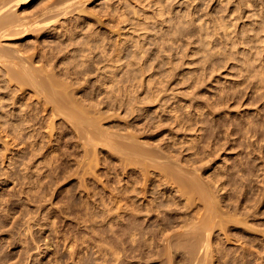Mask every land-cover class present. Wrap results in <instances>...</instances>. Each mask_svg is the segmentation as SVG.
Segmentation results:
<instances>
[{
  "label": "rangeland",
  "instance_id": "374dc122",
  "mask_svg": "<svg viewBox=\"0 0 264 264\" xmlns=\"http://www.w3.org/2000/svg\"><path fill=\"white\" fill-rule=\"evenodd\" d=\"M70 2L13 8L2 44L62 90L0 61V264H264V0Z\"/></svg>",
  "mask_w": 264,
  "mask_h": 264
},
{
  "label": "bare ground",
  "instance_id": "6f19581e",
  "mask_svg": "<svg viewBox=\"0 0 264 264\" xmlns=\"http://www.w3.org/2000/svg\"><path fill=\"white\" fill-rule=\"evenodd\" d=\"M31 1H32V0H0V61L3 60V61H4L3 63H6L5 61H7V64L10 62L9 64L12 63V64H11V67L14 65V66H13V69L16 68V69H14L13 72H8V70H9V66H8V65H9V64L6 65V66H4L5 68H8L7 71H6V69H5V71H6V73L8 72L9 75H10V76L8 75V76L10 77L9 80H11L12 82L16 81L17 85H18V83H20V84L18 85V87H19L20 85H22V87H20V89L23 88L24 91H25L26 89H25V86L23 87V85H27V86H28V85H29V86L31 85L30 87H31L32 89H33V87H34L35 89L37 88V91H34V89H33V91H34V92H37L38 95H42L43 98L45 97V98H46V99H45V100H46L45 102L48 103L49 100H51V99H54V100L56 101V99H55V97H54L55 92H53V90L55 91L56 88H55V89L52 88L53 90L51 91V90H50L51 87H49V86L46 84V81H48V80H46V81L44 80L45 78H46V79H52V78H50L51 76H49V77L46 76V77H45V74L43 73L44 71H47V72H48L49 69H48L47 67L50 66L51 64H49V62H48L47 60H44L43 58H41V60H44L45 62H46V61L48 62V66H47V64H45V62H44V64H45L47 67H46V66L43 67V68H41V67L39 68V67H35V66L33 67V65H32V64L30 65L29 61L27 60L28 57L26 58L25 56H24V57L19 56L20 53H21V51H22L20 48H19V49H18V48H16V49H12V47L9 48V47H7V46H2L3 41L12 40V38H13L14 36L26 32L25 29H26L27 26H28V27H29V26L32 27V25H31L32 22H31L30 20H28V18H29L28 16H30V14L27 15V13H25V15H23V14L20 13L19 11H16V10L13 11V8L16 7L17 10H18V8H22L23 6L29 4ZM70 3H71V2H70V0H69V3H68L67 5H69ZM72 4H73V3H72ZM72 4H70V5H72ZM70 5H69V6H70ZM50 11H51V10H50ZM29 19H30V18H29ZM33 20H34V19H33ZM34 22H35V21H34ZM36 22H37V25H38V26H39L38 23H40V24L43 23V22H39V21H36ZM47 22H48V20H47ZM47 22H45V23L47 24ZM29 24H30V25H29ZM35 24H36V23H35ZM34 26H35V25H34ZM28 27H27V28H28ZM17 54H19V55L17 56ZM37 56H38V55H37ZM44 56H45V55H44ZM41 57H42V56H41ZM45 57H46V56H45ZM45 57H44V58H45ZM47 58H48V57H46V59H47ZM49 61H50V58H49ZM47 62H46V63H47ZM3 65H4V64H3ZM51 66H52V65H51ZM51 66H50V68H51L50 70L53 71L54 69H52V68H55V67H51ZM53 66H54V65H53ZM11 67H10V68H11ZM56 67H57V66H56ZM44 68H45V69H44ZM13 69H10V70L12 71ZM46 69H48V70H46ZM2 70H3V69H2ZM10 70H9V71H10ZM55 70H56V69H55ZM62 70H63V69H62ZM3 71H4V70H3ZM5 71L2 72V74H4ZM57 71H58V70H57ZM64 71H65V70H63V72H64ZM63 72H58V73H61V74H62ZM73 72H75V71H73ZM45 73H46V72H45ZM58 73H56V74H58ZM41 74H42V75H41ZM43 74H44V79H43ZM0 75H1V73H0ZM4 75L7 76V74H4ZM46 75H49V74H46ZM59 75H60V74H58V76H59ZM6 76L1 75V77H2L1 79H3L4 82H6L7 79L5 80V78H3V77H6ZM8 76H7V77H8ZM60 76H62V75H60ZM60 76H59V77H60ZM1 79H0V85L3 86V87H2V90H7L8 86H9V85L7 86L8 83H6V84H5V83H2V80H1ZM9 80H7V81H9ZM43 80L45 81V84H44V81H43ZM41 81H43V83H42ZM50 81H53V83H54V80H53V79L50 80ZM50 81H48L49 84H50ZM56 81H57V80H56ZM9 83H10V81H9ZM54 84H56V83H54ZM54 84L51 83L52 87H57V86H59L58 83H57V85H54ZM5 85H6V86H5ZM10 85H11V84H10ZM17 85H16V86H17ZM46 85H47L48 87H47ZM1 86H0V87H1ZM6 87H7V88H6ZM59 87H61V84H60ZM66 87H67V86H64V89H66V91H67L68 88H66ZM4 88H5V89H4ZM49 88H50V89H49ZM20 89H19V90H20ZM64 89H63V91H64ZM59 90H60V89H59ZM59 90L56 89V92H57V91L60 92L62 89H61L60 91H59ZM0 91H1V88H0ZM17 91H18V88H17ZM21 91H22V90H21ZM3 92H4V91H3ZM3 92H2V93H3ZM5 93H6V92H4V95H5ZM62 93L64 94L65 91L62 92ZM62 93H61V94H62ZM66 93H67V92H66ZM6 94H7V93H6ZM20 94H21V93H20ZM35 94H36V93H35ZM36 95H37V94H36ZM57 95L59 96L60 93H58V94L56 93L55 96H57ZM7 96H8V95H7ZM17 96H18V95H17ZM19 96H20V95H19ZM19 96H18V97H19ZM3 97H4V96H3ZM5 97H6V95H5ZM8 97H9V96H8ZM22 97H23V95H22ZM40 97H41V96H40ZM20 98H21V97H20ZM20 98H18V99H20ZM23 98H24V97H23ZM2 99L5 100L6 98H5V99L2 98ZM24 99H25V98H24ZM10 100H11V98H10ZM13 100H14V101H13ZM13 100H11V102L13 101V102H12V103H13L12 105L15 107V106H16L15 104H17V103L19 102V100H17V97H16V100H17V101H16L15 99H13ZM47 100H48V102H47ZM54 100H53V101L51 100L52 102L50 101L49 103H53V102H55ZM5 101H6V100H5ZM0 102H1V101H0ZM21 102H22V101H21ZM56 103H57V101H56ZM4 104L7 105V103H4ZM4 104H3V105H4ZM23 104H24V103H23ZM25 104L27 105V103H25ZM20 105H21V103H20ZM55 106H57V105H54V107H55ZM57 108H58V109L61 108L60 104H59V106H57ZM197 114H198V113H197ZM22 118H23V117H22ZM176 118H178V117H176ZM179 118H180V117H179ZM180 119H181V118H180ZM23 120H24V119H23ZM181 120H184V119H181ZM181 120H180V123L183 122V121H181ZM18 121H19V119H18ZM25 121H26V122H25ZM25 121H24V122L27 123V120H25ZM176 121H177V120H176ZM176 121H175V122H176ZM178 121H179V119H178ZM24 122H23V124H24ZM19 123H21V122H19ZM176 123H177V122H176ZM23 124H22V125H23ZM177 124H178V123H177ZM26 125H28V124H26ZM182 125H183V124H182ZM180 126H181V124H180ZM180 126H179V127H180ZM180 128H182V127H180ZM139 151H140V152H139ZM136 152H137V153L139 152L140 154L143 153V151H141V150H137ZM144 153H145V152H144ZM144 155L146 156L147 153H145ZM144 155L142 154L143 157H144ZM150 156H152L153 159H155L154 157H156V156H157L158 158L160 157V156H158L157 154L154 155V156H153V155H147L146 157H148V159H150ZM152 157H151V158H152ZM167 157H169V156H167ZM170 157H171V156H170ZM171 158H174V157H171ZM171 158H169V160H170ZM144 159H146V158H144ZM153 159H152V160H153ZM175 159H176V158H175ZM175 159H174V160H175ZM152 160L150 159V161H152ZM154 162H156V164H157V161H156V160H154ZM174 163H175V162H174ZM174 163H173V161H172V165H173ZM158 164H159V165H158ZM158 164H157V165L160 166V165L163 164V163H161V164L158 163ZM177 164L180 165L179 163H177ZM177 164H176V165H177ZM172 165H171V166H172ZM174 165H175V164H174ZM174 165H173V167H174ZM178 165H177V166H178ZM162 166H164V167H163V168L161 167L162 169H160V170H161V172H162V170H163V171H164V174H163V173H162V174L165 175V169L168 168V165L166 166L165 164H163ZM165 166H166V167H165ZM171 166H170V167H171ZM177 166H176V167H177ZM173 167H172V168H173ZM179 167H180V166H178L177 168H179ZM164 168H165V169H164ZM166 170H167V169H166ZM169 170H170V169H169ZM169 170H168V172H169ZM180 171H181V170H180ZM170 172H171V170H170ZM170 172H169V173H170ZM178 172H179V171H178ZM169 173H166V175L169 177L168 180L171 178L169 181H172V177H173V178H175L174 181H175V183H176V180H177L176 177L178 178V174H175L176 172L174 173L173 171L170 173V175H169ZM179 173H180V172H179ZM160 174H161V173H160ZM160 174H159V175H160ZM171 174H173L174 176H175V175H177V176H176V177H174V176L171 177ZM179 175H180V174H179ZM167 176H166V178H165V176H164V178L167 179ZM181 176H182V175H181ZM181 176H180V178H178V179L181 180L180 182L184 183V182H185V177H184V176L182 177V178L184 179V180H183V179L181 178ZM147 179H148V178H147ZM147 179H146V180H147ZM160 179H161V178H160ZM165 179H163V177H162V180H163V181H164ZM146 180H145L144 182H147V181H148V180H147V181H146ZM152 180H153V179H152ZM168 180H167V181H168ZM194 180H196V178H195V179L193 178V180H192V179H189V181H191V183H189V181H188V179H187L186 184L189 183L190 186H191V184H192V182H193ZM153 181H154V180H153ZM158 181H159V179H158ZM163 181H160V183L162 182V183L160 184V186H162ZM169 181H168V182H169ZM183 181H184V182H183ZM197 181H199V180L197 179ZM172 182H173V181H172ZM178 182H179V180L177 181V183H178ZM180 182H179V183H180ZM194 182H195V183H194ZM194 182H193L192 185H195V186H196V183H197V182H196V181H194ZM182 183H181V184H182ZM199 183H200V182H199ZM199 183H198V184H199ZM210 183H211V182H210ZM150 184H151V183H150ZM165 184H167V183H165ZM165 184H164V185H165ZM184 184H185V183H184ZM184 184H182V185L179 184V185H180V187H181V186L183 187ZM186 184H185V185H186ZM189 184L186 185V186L188 187ZM201 184H202V183H200L199 185H201ZM210 185H211V184H210ZM149 186H150V185H149ZM186 186H184V188H185ZM190 186H189V187H190ZM197 186H198V185H197ZM201 186H202V185H201ZM201 186H200V187H201ZM182 187H181V188H182ZM191 187H192V188H191ZM191 187H190V189H192V190L194 189V190H195V187H194V186H191ZM200 187H199V188L196 187V188H197V189H201ZM144 188H145V187H144ZM202 188H203V189L199 190L200 192H204V191L206 190L205 186H202ZM149 189H150V188H149ZM165 189H166V188H165ZM141 190H142V189H141ZM167 190H168V189H167ZM169 190H170V189H169ZM169 190H168V192H169ZM143 191H144V189H143ZM196 191H197V190H196ZM170 192H171V191H170ZM136 193H137V192H136ZM167 194H168V193H167ZM169 196H170V195H169ZM174 196H175V194H174ZM207 196H208V198H209V195H207ZM210 200H211V198H210ZM150 202H151L152 204L155 203V206L159 204V203L156 204L155 201H154V202H153V201H150ZM160 202H161V201H160ZM148 203H149V202H148ZM147 205H150V204H147ZM160 205H161V204H160ZM160 205H159V206H160ZM162 205H163V203H162ZM151 206H152L153 208L155 207L154 205H151ZM151 206H150V207H151ZM150 207H148V208H150ZM156 207L159 209L158 206H156ZM162 207H163V206H162ZM162 207H161V208H162ZM148 208H147V209H148ZM158 209H156V210H158ZM149 211H150V210H149ZM151 211L153 212V211H155V209H154V210L152 209ZM151 211H150V212H151ZM150 212H149V213H150ZM155 212H156V211H155ZM157 212H161V210H160V211L158 210ZM162 213H163V212H162ZM149 215H150V214H149ZM156 215H158V214H156ZM161 215L163 216V214H161ZM151 217H152V216H150V218H151ZM155 217H157V216H155ZM150 218H149V219H150ZM160 218H161V216H160ZM152 219H153V217H152ZM162 219H163V217H162ZM164 219H165V218H164ZM125 220H126V217H125ZM153 220H154V219H153ZM155 220H156V218H155ZM155 220H154V221H155ZM157 220H159V217H157ZM165 220H166V219H165ZM165 220H163V221L161 220V221H162L161 223H164ZM146 221H147V220H146ZM158 222H159V221H157V222L155 221V223H158ZM149 223H152V224H153L154 222H152V220H151ZM155 223H154V224H155ZM164 224L166 225V223H164ZM125 226H126V225H125ZM138 226H139V225H138ZM184 226H185V225H184ZM186 226H187V225H186ZM192 226H194V225H192ZM192 226H191V228H192V229L195 228V231L198 232V229H199L200 226H199V227L197 226V227H198L197 230H196V225H195L194 228H193ZM133 227H134V226H133ZM181 227H183V226H181ZM204 227H205V228L207 227L206 229L203 228V232H204V234L206 233L205 230L207 231L208 234H211V232H210V233L208 232V231H211V228H208V225H206V226H204ZM209 227H210V225H209ZM139 228H140V231H141V228H143V227L140 226ZM139 228H137V230H136V227H135L134 229H135L136 231H139ZM191 228L189 227L190 230H191ZM122 229H123V227H122ZM134 229L132 228V230H134ZM144 229H145V228H144ZM189 229H188V230H189ZM124 230H125V229H124ZM135 230L133 231L134 233H136ZM178 230H179V229H178ZM142 231L145 232V230H143V229H142ZM142 231H141V232H142ZM153 231H154V230H153ZM153 231H151L150 234H151ZM156 231H157V230H156ZM156 231H154V232L157 233ZM192 231H193V233H195L194 230H192ZM192 231H190V232H192ZM121 232H122V230H121ZM144 232H143V233H144ZM158 232H159V230H158ZM180 232H181V231H180ZM180 232H179V233H180ZM190 232H188V234H189L188 236H189V237H191L192 235H194V234H190ZM197 232H196V233H197ZM124 233H125V232H124ZM138 233H140V232H138ZM138 233H137V234H138ZM155 233H152V234L155 235ZM159 233H161V231H160ZM185 233H187V232H184V234H185ZM196 233H195V235L198 236V233H197V234H196ZM131 234H133V233H130V235H131ZM140 234H142V233H140ZM144 234L146 235L147 233L145 232ZM161 234H165V235H166V233H164V231H163V233H161ZM184 234H183V235H184ZM202 234H203V233H202ZM204 234L201 236V233H200V235H199L200 237H203V240H202V238H201L202 241L200 240V238H199V240H198L197 236H196V237L193 236V237H194V242H193V244L196 243L195 245H197L199 242H202V243H203V241H204V237H206V235H208V234H205V236H204ZM142 235H143V234H142ZM157 235H158V233H157ZM165 235H164V236H165ZM181 235H182V232H181L180 236H181ZM186 235H187V234L184 235L185 238L187 237ZM155 236H156V235H155ZM168 236H171V235L168 234ZM168 236H167V238L165 237V238H166L165 240H167V239L169 238ZM208 236L210 237V235H208ZM208 236H207L206 238H208ZM172 237H173V236H172ZM172 237H170L169 240H171ZM147 238H148V237H147ZM147 238H146V239H147ZM154 238H155V237H154ZM177 238H181V237H179V234H177ZM185 238H183V236H182V239H185ZM135 239H136V240H135ZM155 239H156V238H155ZM155 239H154V240H155ZM190 239H191L190 241L192 242L193 239H192V238H190ZM134 240H135V241H134ZM137 240H138V238H134V237H133V240H132V241L136 242ZM141 240H142V241H141ZM148 240H149V242H153V241H151L150 239H147L146 241H148ZM156 240H157V239H156ZM186 240H188V238L185 239V242H186ZM196 240H198V242H196ZM139 241H141L142 243L137 241L138 244L135 243V244H137V245H135V244H133V245H135V247L140 248L141 244H143V243H145V242H143V239H140ZM209 241H210V238L208 239V242H207V239H206V243L204 242L206 245H205L204 243H203V245H205V246L207 247V243H210ZM149 242H146V243H149ZM155 242H156V241H155ZM155 242H153L152 244L154 245ZM168 242H169V241H167V243H168ZM172 242H173V241H172ZM174 242H175L174 244H176V242H177L176 245H178V248L182 250V246H183V245L181 246V248L179 247V246H180L179 243H180L181 241H180V242H178V241H174ZM183 242H184V241H183ZM185 242H184V243H185ZM188 242H189V241H187V243H188ZM139 243H140V246H138ZM181 243H182V242H181ZM149 244H150V243H149ZM182 244H183V243H182ZM199 244H200V243H199ZM168 245H170V244L168 243ZM172 245H173V243H172ZM172 245H171V246H172ZM190 245H191V244L188 243V246H187V248H190V249H186V247H184L187 251L189 250V251H188V252H189L188 254H191V253L193 252V250H191V249L194 248V247H196V246H193V247L191 248V247H189ZM208 245L210 246V244H208ZM143 246H145V244H144ZM147 246H148V247L150 246L149 248H151V245H146V247H145L146 249H147ZM154 246H155V245H154ZM156 246H157V244H156ZM158 246H159V245H158ZM171 246H168L169 249H170ZM199 246H200V245H199ZM209 246H208V249H209ZM152 247H153V246H152ZM168 247H167V248H168ZM172 247L174 248L175 246H172ZM133 248H134V246H133ZM154 248H155V247H154ZM167 248H166V249H167ZM173 248H172V249H173ZM196 248H198V246H197ZM200 248H201V246H200ZM200 248H199V249H200ZM202 248H204V247H202ZM135 249H136V248H135ZM152 249H153V248H152ZM174 249L178 250V249H177V246H176ZM199 249H198V250H199ZM208 249L206 250L207 252H206L205 249H204V251L206 252V254L208 253ZM138 250H140V249H138ZM144 250H145V249H144ZM194 250L198 253V250H197V249L194 248ZM145 251H146V250H145ZM152 251H153V250H152ZM169 251H173V250H171V249H170V250H167V253H169ZM195 251H194V253H195ZM178 252H179V251H178ZM147 253H148V250H147ZM173 253H176V251H175V252L173 251ZM180 253H183V252H180ZM194 253H192V254H194ZM197 253H195V254L197 255ZM165 254H166V253H165ZM169 254H171L170 257H172V252L169 253ZM176 254H177V253H176ZM174 255H175V254H174ZM177 255L179 256L180 254L178 253ZM196 255H193L194 258H196V257H195ZM182 256H183V255H182ZM193 256L190 255L189 257L192 258ZM170 257H169V258H170ZM173 257H174V256H173ZM175 257H176V256H175ZM175 257H174V258H175ZM179 257H180V256H179ZM179 257H178V258H179ZM174 258H172L171 260L173 261ZM182 258H183V257H182ZM192 259H193V258H192ZM179 260H182V259H179ZM163 261L165 262L166 260H163ZM169 261H170V259H169ZM172 261H170L171 264H173V262H175V259H174L173 262H172ZM177 262H179V261L177 260ZM182 262H183V261H182ZM196 264H197V263H196Z\"/></svg>",
  "mask_w": 264,
  "mask_h": 264
}]
</instances>
